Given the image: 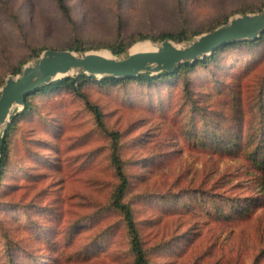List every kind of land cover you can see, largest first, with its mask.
Masks as SVG:
<instances>
[{
  "label": "rangeland",
  "instance_id": "1",
  "mask_svg": "<svg viewBox=\"0 0 264 264\" xmlns=\"http://www.w3.org/2000/svg\"><path fill=\"white\" fill-rule=\"evenodd\" d=\"M64 1L75 27L64 18L57 0H0V87L8 75H17L11 68L27 56V43L63 49L77 35L85 44H107L116 38L119 14L126 37L138 31L158 36L180 24L174 0H121V5L119 0ZM262 5L264 0H185L188 28L203 33ZM200 33L175 42L185 45ZM244 62L251 63L248 82H255L264 72V44L223 52L210 70L228 77L239 72L234 68ZM210 70L200 67L195 76L212 74ZM178 83L85 87L101 106L106 122L123 134V157L135 192L149 189L184 195L199 186L221 197L261 196L262 186L247 163L190 149L173 139L174 112L161 111L156 100L177 97ZM32 101L33 111L12 134L10 166L0 185V232L7 236L0 233V243L7 239L13 245L16 264H133L120 215L100 210L115 176L107 139L95 129L91 112L67 90L37 95ZM142 202L136 201L135 208L146 245L154 247L153 264H264L260 257L264 203L255 206L246 220L224 224L210 218L203 206L180 211ZM28 208L31 218L26 217ZM172 241L174 247L165 248ZM5 260L0 255V264H7Z\"/></svg>",
  "mask_w": 264,
  "mask_h": 264
},
{
  "label": "trees",
  "instance_id": "2",
  "mask_svg": "<svg viewBox=\"0 0 264 264\" xmlns=\"http://www.w3.org/2000/svg\"><path fill=\"white\" fill-rule=\"evenodd\" d=\"M174 1L180 18L177 29L162 30L158 36H155L154 33L138 31L126 37L122 31L123 16L119 14L117 35L110 43L103 45L85 44L77 35H74L72 44L65 48L86 51L91 48L107 47L115 54H123L133 43L136 44L145 39L164 40L170 38L176 42H181L189 39L192 34L200 33V31H192L188 28L185 0ZM57 3L64 18L75 27L76 23L70 13L69 5L64 0H57ZM118 3L121 5V0ZM262 8L263 5L246 9L243 12L254 11L255 9L260 11ZM16 17L18 16H15V19H17ZM262 44H264V31L257 38L232 41L216 48L212 54L204 58L183 62L173 72L145 73L126 78L106 76L101 79L81 72L77 77H64L41 87L26 97L22 111L12 116L6 133L1 139L0 185L10 166L9 153L12 134L18 128L19 122L33 111L32 98L37 95H49L60 90H67L83 100L86 108L91 112L95 129L107 139L106 148L109 164L114 172L115 183L108 201L100 207V210L120 215L128 236V248L133 255V264H153L151 252L154 249V247L146 245L141 232L137 209L135 208L136 201L145 203L149 201L152 206L162 205V207H173L180 211L203 206L205 213L210 218H215L224 224H236L246 220L255 206L264 203V193L261 196L258 194L257 198L256 196L241 197L234 195L221 197L219 193L199 186L190 188L184 195L180 192L159 193L149 189L135 192L128 171V161L123 157V134L106 122L105 113L101 106L90 98L85 87L92 83L102 88L124 86L128 83L152 86L159 82L173 86L174 81H178L177 85L180 84V92L177 97L167 95L168 100L161 103L160 99L156 100L161 111L174 112L173 118H171L174 124L173 139H180L187 143L190 149L212 152L236 159L243 165L247 163L248 168L253 169V176L264 191V72L255 82H248V76L251 72L250 62H244L234 68H240L239 72L232 73L228 77L210 70L211 65L220 60L223 52L241 47H259ZM45 48L48 46L38 47L27 43V56L12 67L11 72L18 74L22 64L30 58L38 57ZM52 48L57 49V47ZM200 67L208 68L212 74L196 77L195 72L197 73L196 70ZM174 100H176L175 103ZM174 105H177L176 110L173 108ZM141 198L143 200H140ZM194 209L192 210L193 213H195ZM27 211L29 208L26 210V217L31 218V213ZM29 222L32 221L29 220ZM2 233L1 235L6 238V234ZM175 243L176 241H172L165 248H172ZM12 249L13 245L9 240L5 239L3 245L0 243V255L6 259L7 264H16L14 258L16 252L14 253ZM261 256L264 258V246L260 252ZM31 261H35L33 257Z\"/></svg>",
  "mask_w": 264,
  "mask_h": 264
},
{
  "label": "water",
  "instance_id": "3",
  "mask_svg": "<svg viewBox=\"0 0 264 264\" xmlns=\"http://www.w3.org/2000/svg\"><path fill=\"white\" fill-rule=\"evenodd\" d=\"M264 31V8L256 12L239 13L217 27L200 33L185 45L170 38L157 44L156 49L115 54L107 49L76 51L47 48L33 63L24 64L17 75H8L0 87V143L16 111L23 108L26 97L51 82L85 73L98 78L114 76L126 78L140 74L173 72L186 61L204 58L229 42L254 39ZM17 114V113H16ZM1 157V148H0Z\"/></svg>",
  "mask_w": 264,
  "mask_h": 264
},
{
  "label": "bare ground",
  "instance_id": "4",
  "mask_svg": "<svg viewBox=\"0 0 264 264\" xmlns=\"http://www.w3.org/2000/svg\"><path fill=\"white\" fill-rule=\"evenodd\" d=\"M156 47H157V44H154L151 41H140L134 44L132 47H130L129 52L153 50V49H156ZM100 51L106 55L110 54V52L107 49H101Z\"/></svg>",
  "mask_w": 264,
  "mask_h": 264
}]
</instances>
